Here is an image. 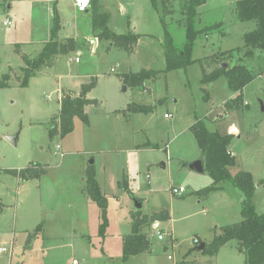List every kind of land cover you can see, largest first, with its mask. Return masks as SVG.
<instances>
[{
  "label": "rangeland",
  "instance_id": "1",
  "mask_svg": "<svg viewBox=\"0 0 264 264\" xmlns=\"http://www.w3.org/2000/svg\"><path fill=\"white\" fill-rule=\"evenodd\" d=\"M182 1L94 0L76 13L73 0H0V80L10 76L7 86L0 87V244L14 242L10 257L0 253V264H71L73 257L78 264H174L189 250L188 260L206 261L195 248L209 242L219 227L241 220L244 194L229 178L206 190L214 184L208 171L188 168L201 156L189 129L197 119L209 132L231 135L227 149L235 164L228 172L250 173L254 208L264 213V54L254 49L251 57H242L241 49L227 63L231 66L240 57L239 63L254 75L242 90L239 107L225 108L235 93L225 76L202 82L198 61L163 71L165 40L176 50L189 42ZM235 2L206 0L195 8L194 26L200 33L193 40V59L241 46L242 34L255 23L236 18ZM55 10L60 18L57 37H74L75 50L59 55L53 66H43L20 85L21 55L37 56L50 40ZM96 12L106 15L107 28L117 34L138 35L133 51L106 39L96 44L89 40ZM5 20L10 24L4 25ZM141 69L160 73L138 87L122 81L124 73ZM92 79L95 85L86 97L98 103L84 107L87 122L74 117L71 132L50 135L58 96L77 95ZM131 104L153 110L134 111L128 108ZM14 135L12 143L7 137ZM32 163L45 165V172L25 181L2 172ZM89 168L106 198L104 238L98 235L100 208L83 190ZM179 186L184 193L172 194L171 187ZM137 210L148 216L163 211L168 217L142 229L150 235L149 252L123 260L122 239ZM157 230L163 239L157 238ZM213 260L244 264V252L230 240Z\"/></svg>",
  "mask_w": 264,
  "mask_h": 264
},
{
  "label": "trees",
  "instance_id": "2",
  "mask_svg": "<svg viewBox=\"0 0 264 264\" xmlns=\"http://www.w3.org/2000/svg\"><path fill=\"white\" fill-rule=\"evenodd\" d=\"M206 0H183L180 2V12L185 17L186 32L189 38L188 44L182 50H176L172 42L167 38L164 43L165 53V69L169 71L178 68H185L192 62L198 61L201 67L202 82H211L220 76H225L229 89L235 93V96L225 102V108L239 107L242 104V90L249 83L254 75L243 64L239 63L240 57L236 59V63L231 66L223 67V63L231 62L234 52L244 50L242 57H251L253 50L257 49L264 54V0H236L234 12L239 21H254L255 28L245 32L242 35V45L234 49L219 50L210 56H203L193 59L191 52L193 48V40L200 33L194 26L195 8L205 3ZM163 3V1H162ZM90 5H94V0H90ZM163 6H165L163 4ZM171 12V11H170ZM91 20V27L94 36L98 39L109 40L113 45L123 48L127 51H133L134 44L138 35L134 32L126 34H117L106 26V15L102 13H94ZM59 17L55 12L52 19L50 40L43 44L37 56L29 58L26 54L21 55L23 65L20 69L23 78L20 85H26L28 79L34 76L43 66L51 67L58 55H67L75 50L76 42L72 37H65L63 41L57 38L59 30ZM216 27V24L211 25ZM160 71L153 69H141L137 72L124 73L122 81L126 85L132 87L141 86L146 80L154 81ZM9 74H4L0 80V87L7 86ZM95 80L82 84L80 92L72 95L70 92L62 93L60 98V107L58 113L53 117L49 134L59 133L61 137L73 130V119L79 117L87 122V115L84 107L89 104H97V99L86 97L87 92L93 88ZM134 111L150 112L152 106L133 105L128 108ZM189 129L193 133L198 147L201 151V157L204 160V169L213 178V185L204 189L217 188L215 182H219L229 178L234 185L239 187L244 196L241 202V220L226 224L219 227L209 242H204L205 246L200 252L207 256L208 259L203 263L195 260H188L186 257L191 254V250L184 254V257L174 264H215L213 257L218 253L221 246L230 240L237 242L238 248L244 252V264H264V213L256 212L252 201L254 193V183L249 172L238 171L230 176L228 168L235 164V158L228 151L227 145L231 135L220 134L219 132H209L206 130L200 119H197ZM46 166L38 163H32L26 168L20 169H3L2 172L9 173L17 178L18 181H25L34 177H39L45 172ZM1 172V170H0ZM262 182V181H261ZM84 192L93 200L100 208L101 222L98 226V235L105 236L107 227L106 218V198L101 194L97 186L93 172L89 169L85 173ZM139 202V201H138ZM168 217L167 212L159 211L150 214H141L139 210L131 214V230L122 239V259L126 260L133 255L149 252L150 240L148 232H143V228L149 224L164 220ZM41 225H37L36 230H40ZM166 247V246H165Z\"/></svg>",
  "mask_w": 264,
  "mask_h": 264
},
{
  "label": "built area",
  "instance_id": "3",
  "mask_svg": "<svg viewBox=\"0 0 264 264\" xmlns=\"http://www.w3.org/2000/svg\"><path fill=\"white\" fill-rule=\"evenodd\" d=\"M73 6H74V9L77 12H84L90 6V0H73ZM3 24L4 25H8V24H10V22L8 20H5L3 22ZM91 42H93V41H91ZM94 44H96V42ZM74 60L77 61V57H75ZM111 71H114V68H111ZM60 98H61V94H60V96H58V100H60ZM170 116L171 115L169 114V117ZM57 147H58V145H57ZM170 191L174 195H182L184 193L185 189L182 186H179V187H171V190ZM156 227H158V225H156ZM156 235H157V238L158 239H163V232L157 230ZM8 243H9L8 246L6 244H3V245L0 244V253H7L9 255V257H10L12 255V252H13L14 242L11 239V240L8 241ZM193 243L198 244L199 243V240L197 238H194L193 239ZM167 258L168 259H171L172 256L171 255H167ZM71 264H78L77 259H72Z\"/></svg>",
  "mask_w": 264,
  "mask_h": 264
},
{
  "label": "water",
  "instance_id": "4",
  "mask_svg": "<svg viewBox=\"0 0 264 264\" xmlns=\"http://www.w3.org/2000/svg\"><path fill=\"white\" fill-rule=\"evenodd\" d=\"M90 40L93 41L94 43L97 42V38L96 37L90 38ZM222 66L223 67H227V63H223ZM260 105H261V110L264 111V106H263L262 101H260ZM7 138L12 143H15L16 142V139H17V136L16 135H14V136H8ZM188 168H190L193 171L202 173L204 171V160H203V158L200 156V157H198V158L190 161L189 164H188ZM134 204H135V207L137 209L141 207V203L138 202V201H135ZM204 246H205V243L204 242H201L200 244H198L197 250L198 251H201L204 248Z\"/></svg>",
  "mask_w": 264,
  "mask_h": 264
},
{
  "label": "crops",
  "instance_id": "5",
  "mask_svg": "<svg viewBox=\"0 0 264 264\" xmlns=\"http://www.w3.org/2000/svg\"><path fill=\"white\" fill-rule=\"evenodd\" d=\"M50 1H53V0H50ZM54 1L56 2L57 0H54ZM55 9H56V8H55ZM55 11H56V10H55ZM75 11H76V10H75ZM88 12H89V11H88ZM56 13H57V11H56ZM76 13H77V11H76ZM57 14H58V13H57ZM58 17H59V15H58ZM59 19H60V18H59ZM59 25H60V20H59ZM90 27H91V25H90ZM254 28H255V27H254ZM254 28H253V29H254ZM59 29H60V27H59ZM245 32H247V31H245ZM245 32H244V33H245ZM244 33H243V34H244ZM243 34H242V35H243ZM65 37H69V36H65ZM65 37H63V38H65ZM93 37H95V36H94V32H93L92 27H91V35H90V38H93ZM57 38H58V37H57ZM63 38H58V40L61 41V39H63ZM72 38H74V37H72ZM74 39H75V38H74ZM89 40H90V39H89ZM97 41H99V40L97 39ZM43 44H44V43H43ZM111 45H113V44L111 43ZM241 45H242V44H241ZM42 46H43V45H42ZM41 48H42V47H41ZM40 50H41V49H40ZM258 51H259V50H258ZM72 52H73V51H72ZM260 52H261V51H260ZM67 55H68V54H67ZM58 56H59V55H58ZM58 56H56V58H57ZM56 58H55V60H56ZM54 63H55V61H54ZM54 63H53V64H54ZM52 66H53V65H52ZM70 91H72V90H70ZM62 92H63V91H62ZM157 225H158V223H157ZM154 226L156 227V225L153 224L152 227L155 228ZM59 234H60V235H64V234H66V233H59ZM79 235H81L80 232H79ZM13 237H14V236H11V237H9V238H13ZM172 241H173V240H172ZM189 255H190V254H189ZM189 255H188V256H189ZM188 256H187L186 258H188ZM72 259H76V258L73 257ZM72 259H71V260H72Z\"/></svg>",
  "mask_w": 264,
  "mask_h": 264
}]
</instances>
